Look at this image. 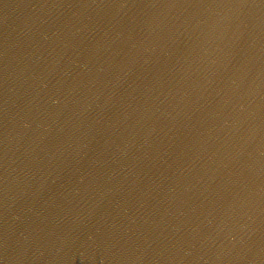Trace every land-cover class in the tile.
<instances>
[{
	"label": "water",
	"instance_id": "1",
	"mask_svg": "<svg viewBox=\"0 0 264 264\" xmlns=\"http://www.w3.org/2000/svg\"><path fill=\"white\" fill-rule=\"evenodd\" d=\"M0 264H264V0H0Z\"/></svg>",
	"mask_w": 264,
	"mask_h": 264
}]
</instances>
